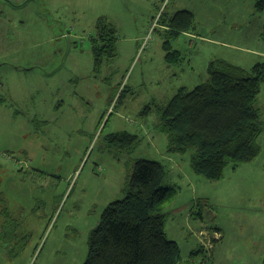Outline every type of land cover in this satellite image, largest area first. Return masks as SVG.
Returning a JSON list of instances; mask_svg holds the SVG:
<instances>
[{
	"label": "rangeland",
	"instance_id": "1",
	"mask_svg": "<svg viewBox=\"0 0 264 264\" xmlns=\"http://www.w3.org/2000/svg\"><path fill=\"white\" fill-rule=\"evenodd\" d=\"M259 0H0V264H83L104 209L123 199L135 162H160L165 231L178 264H264V135L259 155L219 180L169 154L155 105L208 79L212 61L249 71L264 60ZM188 10L194 30L171 44L163 19ZM106 18L117 57L95 68L91 38ZM151 106L146 116L142 111ZM264 122V83L257 98ZM128 132L132 151L106 137Z\"/></svg>",
	"mask_w": 264,
	"mask_h": 264
},
{
	"label": "trees",
	"instance_id": "2",
	"mask_svg": "<svg viewBox=\"0 0 264 264\" xmlns=\"http://www.w3.org/2000/svg\"><path fill=\"white\" fill-rule=\"evenodd\" d=\"M264 8V0L257 2ZM168 27L163 43L168 66H179L183 56L171 40L194 30L195 16L182 10L162 20ZM91 38L95 68L117 57V32L102 17ZM208 79L193 89L180 88L164 106L155 105L157 129L167 137L169 154H190L194 173L219 180L229 163L252 162L260 153L257 140L264 122L256 107L264 83V60L249 71L224 60L209 64ZM151 106L142 111L148 115ZM109 147L132 151L139 143L135 134L120 132L106 137ZM166 170L158 161L139 159L125 184L123 199L111 202L88 238L83 264H178L179 245L165 231L166 203L176 190L163 186Z\"/></svg>",
	"mask_w": 264,
	"mask_h": 264
}]
</instances>
